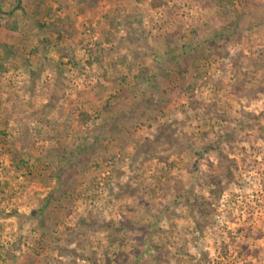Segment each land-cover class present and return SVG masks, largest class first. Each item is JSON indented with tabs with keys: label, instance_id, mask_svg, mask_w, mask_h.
<instances>
[{
	"label": "rangeland",
	"instance_id": "obj_1",
	"mask_svg": "<svg viewBox=\"0 0 264 264\" xmlns=\"http://www.w3.org/2000/svg\"><path fill=\"white\" fill-rule=\"evenodd\" d=\"M231 1L0 0V264H264V0Z\"/></svg>",
	"mask_w": 264,
	"mask_h": 264
},
{
	"label": "trees",
	"instance_id": "obj_2",
	"mask_svg": "<svg viewBox=\"0 0 264 264\" xmlns=\"http://www.w3.org/2000/svg\"><path fill=\"white\" fill-rule=\"evenodd\" d=\"M229 3H231L232 4V1L231 0H229ZM227 9V8H226ZM0 12H1V9H0ZM47 12H48V9H47ZM225 12V11H224ZM222 13V12H221ZM228 15V14H227ZM39 24V28H43V25H42V23H38ZM45 27V26H44ZM13 47H9L8 45H4V44H1V42H0V50H2L3 51V54L2 55H0L1 56V59H2V61H5L6 59H7V57H8V55H10L11 54V51L13 50L12 49ZM69 60H71V65L73 66V67H76V63L74 62V58L72 59L71 57H69ZM96 60V61H95ZM89 62L88 63H90V65L92 64V63H97V61H98V58H94L93 57V59H89L88 60ZM98 64V63H97ZM181 76H182V73H181ZM152 80V77H149V79H148V81L150 82ZM153 98H154V96L152 95V96H150V98L149 99H147L146 100V102L145 103H150V101L151 100H153ZM14 151H15V149H14ZM16 153V152H15ZM62 153V154H61ZM63 154H64V152L62 151V152H60V156L59 157H57V156H52L53 157V160H51V162H56L57 164H61V162H62V160L64 159L63 157ZM50 155H51V153H50ZM15 156H16V154H15ZM223 156V154L221 153V152H219V158L221 159V158H223L222 157ZM21 156H20V154H17V158H19L18 159V163H19V165L21 164V165H23V167H26V162L24 161V159L23 158H20ZM160 157V156H159ZM162 161H164L163 160V158H160ZM57 164H56V166H57ZM26 169H27V167H26ZM57 170V176H58V173H59V170L60 169H56ZM28 171V170H27ZM55 173V172H54ZM227 176H229V175H231V173H230V170H227V174H226ZM209 182L211 183V184H213V186L214 187H218V186H220V181L218 180V178L217 177H215V175L213 174V175H210V177H209ZM112 238H115V237H112Z\"/></svg>",
	"mask_w": 264,
	"mask_h": 264
}]
</instances>
